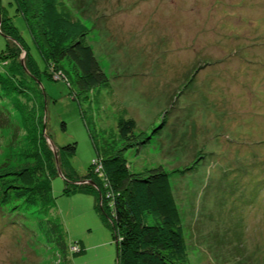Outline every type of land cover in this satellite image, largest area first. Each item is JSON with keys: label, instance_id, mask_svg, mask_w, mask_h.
I'll use <instances>...</instances> for the list:
<instances>
[{"label": "rangeland", "instance_id": "1", "mask_svg": "<svg viewBox=\"0 0 264 264\" xmlns=\"http://www.w3.org/2000/svg\"><path fill=\"white\" fill-rule=\"evenodd\" d=\"M61 1L88 29L109 83L80 94L67 61L52 73L63 79L61 69L70 86L47 79L39 63L36 97H20L35 114L17 111V95L0 97V195L18 184L11 172L34 166L36 122L52 159L46 194L31 206L25 196L0 203V264H116L96 193L72 188L93 160L123 147L120 117L147 140L123 151L130 171L170 174L189 264H264V0ZM11 2L0 0L1 17L38 58ZM6 43L0 32V55ZM73 144V155L61 151Z\"/></svg>", "mask_w": 264, "mask_h": 264}, {"label": "trees", "instance_id": "2", "mask_svg": "<svg viewBox=\"0 0 264 264\" xmlns=\"http://www.w3.org/2000/svg\"><path fill=\"white\" fill-rule=\"evenodd\" d=\"M9 5L14 7L15 15L21 16L25 22L38 55L36 58L31 46L11 26V18L3 19L0 13V32L7 37L6 49L0 55V65L5 67V71L0 73V97L7 100L12 94L17 95L19 99H16L15 107L20 114H35L36 103L25 110L20 104V97L24 98L28 90L36 97L37 90L33 84L40 74L39 63L44 64L47 79L63 80L70 86L61 69L58 71L63 79L56 80L57 75L52 73L53 68L67 61L75 78L77 93L86 94L94 88L108 86V78L87 41L88 29L68 14L61 0H12ZM24 51L23 60L21 53ZM36 123L28 130V135L36 143L31 157L34 166L11 172L18 178V184H7L2 188L0 203L9 201L13 195L19 198L25 196L29 198L31 206L38 194H46L49 190L44 176L45 165L52 161L51 150L42 136V128L37 127ZM117 129L123 147L107 151L93 160L86 177L77 180L72 191L96 193L97 207L112 225L116 264H189L187 242L170 184V174L161 167L131 172L123 151L133 144L139 147L147 140L137 141L136 123L131 118L120 117ZM38 147L48 154L44 161ZM61 151L73 155L75 144ZM8 188H15L19 192L16 190L17 193L8 195ZM70 190L67 187L65 193ZM55 242L65 250L62 240L55 239ZM70 250L73 254L79 253L75 247Z\"/></svg>", "mask_w": 264, "mask_h": 264}, {"label": "built area", "instance_id": "3", "mask_svg": "<svg viewBox=\"0 0 264 264\" xmlns=\"http://www.w3.org/2000/svg\"><path fill=\"white\" fill-rule=\"evenodd\" d=\"M57 78V77H56Z\"/></svg>", "mask_w": 264, "mask_h": 264}]
</instances>
